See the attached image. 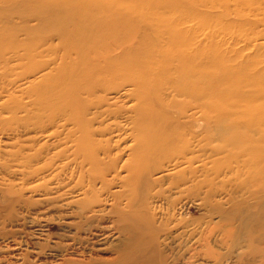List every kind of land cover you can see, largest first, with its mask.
I'll list each match as a JSON object with an SVG mask.
<instances>
[{
    "label": "bare ground",
    "instance_id": "obj_1",
    "mask_svg": "<svg viewBox=\"0 0 264 264\" xmlns=\"http://www.w3.org/2000/svg\"><path fill=\"white\" fill-rule=\"evenodd\" d=\"M127 1L150 0H62V13L78 11L29 12L24 38L0 23V223L27 193L30 205L66 213L57 220L72 231L60 230L47 264H227L223 251L240 236L243 264H264V230L250 228L264 219V0H209L220 19L236 17L241 37L193 6L176 17L180 0L145 13ZM242 96L261 111L242 123L258 127L260 141L246 147L232 104ZM246 164L255 172L241 183ZM241 189L243 203L230 197ZM196 209L207 215L194 218ZM39 214L36 227L56 229ZM37 231L35 264L45 256Z\"/></svg>",
    "mask_w": 264,
    "mask_h": 264
},
{
    "label": "rangeland",
    "instance_id": "obj_2",
    "mask_svg": "<svg viewBox=\"0 0 264 264\" xmlns=\"http://www.w3.org/2000/svg\"><path fill=\"white\" fill-rule=\"evenodd\" d=\"M62 1V0H61ZM61 1L59 2V0H49L47 2V5H44L43 3H38V4H34V5H28L27 3H24V0H2V2H0V23H4L5 24V29L7 31V33H5L7 36H14V37H22L24 38V34L20 33V30L22 29L23 23L28 22L31 20V18H29L30 16L27 15V13L29 12H34L39 14L42 19H46L48 17H50L51 15H57V14H61L62 10L60 8V4ZM152 1V2H151ZM204 3V4H202ZM202 3H198L195 4L194 0H180V7H183L184 9L181 12H178L175 16L176 17H188L190 14L188 12V8L193 6L194 9L196 8L197 10H199L201 13L205 14V17L207 18V20L209 21V24H212V27L217 24L218 30L220 29L221 33H224L227 31V26H223V22H229L228 20H224V19H220L223 18L221 16V13L218 11H214L212 10V8H210V2L209 0H204V2L202 1ZM142 4V5H141ZM146 5L149 6H153L155 4H158L157 7L158 8H165L168 5H172V0H150V1H146V3H144ZM142 2L136 1H127L126 5H128V7H126L128 9V11H134L137 12V9H141L140 11H144L143 7H146ZM231 6H233L234 4L231 3ZM179 7V8H180ZM143 8V9H142ZM176 8V7H175ZM195 9V10H196ZM75 11H78L77 9H68L67 12L63 11V15L64 16H68L71 13H75ZM25 14V15H24ZM20 15L21 18H17V16ZM48 16V17H47ZM232 20L229 22L230 24H233L230 29H232L231 31L235 32V35H239L241 37V30L240 28L236 27V23L234 21V16H231ZM203 19V18H202ZM226 19V18H225ZM229 19V17H228ZM131 22V21H130ZM196 23H199L197 20L194 21ZM39 22H34L33 25H37ZM3 25V24H2ZM16 25V26H15ZM130 26V24H128ZM15 26V27H13ZM213 31H217V35L219 36L217 39H215L214 44H217V41L221 40V34H219L218 30L214 28H212ZM52 31V28L51 30ZM2 37H0L1 39ZM230 39V38H228ZM238 47H241V42L237 43ZM10 56V55H9ZM46 61V59H45ZM223 62V59H222ZM262 66V64H261ZM23 72V69H18V70H12L9 74L11 75H19ZM227 72H229V76H231V78L233 79V81H237L235 80L236 77L239 75V70L236 68H231L229 71L227 70ZM4 73L0 71V80H2L1 78L4 77ZM3 74V75H2ZM243 84H241L242 86ZM240 85H235L234 88L238 89ZM2 96H5L2 95ZM250 100V97L248 98V101ZM250 103V102H249ZM235 106H237L239 108V110H241V126L243 127L244 124H242L244 122V120H256V117L258 116L259 118H261L260 114L261 111H264V109H262L260 112L258 111H254V109H251V107H249V104L247 105V103L245 102V97H241V100H233V103ZM235 119L234 117L230 118V121H227L224 123V126L228 128L229 132L227 133V137L228 138H232L234 137L237 133L233 130H231V121ZM255 126V125H254ZM243 127L241 128V147H246L248 142H252L253 144H257V142H259V135H258V127ZM264 127V126H261ZM264 130V128H263ZM264 140V139H263ZM246 142V143H245ZM262 147H264V142H262L260 144ZM223 147V144L219 141L214 142L213 147ZM236 149H234L233 147H227V152L225 153L230 154L229 158L230 160L234 161L235 158L238 156L237 154H232L233 151H235ZM198 151V155H203V152L200 151L199 148H197ZM210 154H212L210 152ZM214 159L216 157H213ZM212 158V159H213ZM247 159V157H243V159L241 158V160H245ZM233 164V163H232ZM237 171V170H236ZM241 172L239 173L241 176V183H243L246 179L247 176L252 175L255 170L253 168L252 165L246 164L245 167H241ZM249 179V178H248ZM215 182L222 184V178H220L219 180H216ZM234 182L232 184H228L227 186V190L225 194H221L219 196V198H216V201H222V202H226L229 198L228 191L233 189L234 186ZM257 188H251L250 191H254ZM234 190V189H233ZM178 192V191H177ZM246 191L241 189V193H234L233 195H231L230 197H233L236 201L243 203V201H245L247 199V195H244ZM230 195V192H229ZM179 196V195H178ZM31 196L29 194H24V199H25V203L22 204H17L14 205V208L12 210L11 213V218L9 217L8 219H6L8 217V213L6 212H2V214L4 215L3 217L6 219L5 223H0V264H35L36 260H35V242H36V234H37V229H41V231H44V233L46 235L49 236V240L47 239V236L43 234L41 240H40V244H41V251L43 252V258L42 261L39 262V264H47L45 263V257L46 254L49 252L48 249L50 250L51 246L54 245V243L56 242V236L57 234L60 232V230H65V231H70L69 229H62L60 226V223L57 220V217H59L58 214L60 215H64L66 213L64 212H58L57 210H49L48 212H46V210H44L42 207H38V206H32L30 205V203L35 199H31ZM175 197H177V195H175ZM199 199V198H198ZM221 199V200H220ZM30 201V202H29ZM250 203L252 205L257 204V200H253L250 199L249 200ZM28 202V204H26ZM232 205V204H231ZM236 206V205H233ZM227 210H229L228 206L226 207ZM40 210L39 216H46L49 217L50 219H53V221H51L50 223H54L56 225V229L46 233V226L44 227H36L35 224V220L37 217V211ZM1 212V210H0ZM257 212V211H256ZM258 214V213H257ZM207 215V213H205L204 211H200V210H195L193 217L194 218H201L203 216ZM252 215V212H249L247 214V217L250 218V216ZM63 216V217H64ZM242 216V213H241ZM259 216V215H258ZM43 217V218H46ZM215 220L217 221V217H214ZM259 219V220H257ZM241 220H243V218L241 217ZM253 220L251 222L250 228L253 230L258 229L261 232H263V228H264V219H261L260 217L257 218H253L251 219ZM47 225V224H46ZM238 226V225H237ZM238 230V229H237ZM233 240H231L230 243L235 242V247L231 246L226 250L223 251V253L227 256V264H243L244 261V257H243V251L244 248H242V246L245 245L244 242H242L243 240L238 237L235 240V237H232ZM235 240V241H234ZM40 247V246H39ZM50 247V248H49ZM240 247V248H239ZM214 253H218L219 250L215 247L213 249ZM38 264V262H37Z\"/></svg>",
    "mask_w": 264,
    "mask_h": 264
}]
</instances>
